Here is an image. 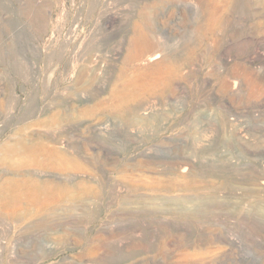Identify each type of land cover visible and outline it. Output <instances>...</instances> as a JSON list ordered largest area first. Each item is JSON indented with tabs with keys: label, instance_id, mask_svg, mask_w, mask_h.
Listing matches in <instances>:
<instances>
[{
	"label": "rangeland",
	"instance_id": "obj_1",
	"mask_svg": "<svg viewBox=\"0 0 264 264\" xmlns=\"http://www.w3.org/2000/svg\"><path fill=\"white\" fill-rule=\"evenodd\" d=\"M263 182L264 0H0V264H264Z\"/></svg>",
	"mask_w": 264,
	"mask_h": 264
},
{
	"label": "bare ground",
	"instance_id": "obj_2",
	"mask_svg": "<svg viewBox=\"0 0 264 264\" xmlns=\"http://www.w3.org/2000/svg\"><path fill=\"white\" fill-rule=\"evenodd\" d=\"M131 45L133 46V51L130 54V58L133 61H141L143 64H147V63L149 64L160 58L159 53H156L155 44L152 42L151 38L146 34L145 35L142 33L135 34L131 40ZM237 88H238V83L234 84L233 88L230 89L231 90L229 91L230 94L233 95L235 93V90H237ZM174 200L175 199H173V201ZM234 242L236 243V240H232L231 245L237 246L234 244Z\"/></svg>",
	"mask_w": 264,
	"mask_h": 264
},
{
	"label": "built area",
	"instance_id": "obj_3",
	"mask_svg": "<svg viewBox=\"0 0 264 264\" xmlns=\"http://www.w3.org/2000/svg\"><path fill=\"white\" fill-rule=\"evenodd\" d=\"M234 244L237 245V244H240V243L238 241H236V243L234 242ZM230 250H232V249H230ZM240 256H241V258H240L241 261H246L247 260L251 264H261V261H262L261 259L254 257L250 252L249 253L246 252V254L241 253Z\"/></svg>",
	"mask_w": 264,
	"mask_h": 264
}]
</instances>
